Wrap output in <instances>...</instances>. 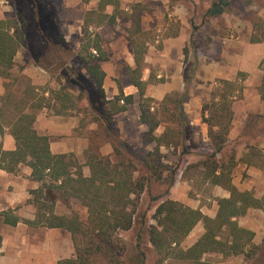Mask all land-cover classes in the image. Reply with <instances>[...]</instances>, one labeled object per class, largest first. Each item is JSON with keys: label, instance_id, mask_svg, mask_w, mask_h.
Returning a JSON list of instances; mask_svg holds the SVG:
<instances>
[{"label": "rangeland", "instance_id": "1", "mask_svg": "<svg viewBox=\"0 0 264 264\" xmlns=\"http://www.w3.org/2000/svg\"><path fill=\"white\" fill-rule=\"evenodd\" d=\"M118 1L120 7L117 12L116 23L111 25L107 19L102 18V15L104 16L106 13L111 15L113 13V7H109L106 12L99 15L100 13L96 11L99 5L96 0H88V2L82 0V4L79 7H84L85 18L82 20L84 22H82L80 28H77L74 24L71 25L70 23H73L71 20L64 19L67 11L62 9L63 0H49L48 4L46 3L45 5L47 6V12L48 7L51 8L50 11L54 12V16L57 19L58 32L74 54L73 56H66H69L68 58L71 62L69 66L73 67V64L76 65V68H74L75 73L89 78L84 69L85 61L83 58L90 53L99 56L100 52L97 49V51L95 50L97 53L94 54L95 47L87 50L84 48V44L88 46L94 43L95 40H99L103 53L105 54V59L101 60L100 63H106L105 68L108 72L115 70L116 75L112 76V80L116 83L118 89L121 87L124 90L123 86L130 81L129 68L131 67H127L122 60H111L112 51L106 46V43L110 44L111 42H115L119 37L120 32H116L114 29L118 24L117 18L121 17L127 21H132L133 25L128 35L126 34L128 40L131 41V38L136 39L141 46H144L143 48L147 49L146 53H148L146 43H154L157 49L162 48L163 40L168 35L180 32L182 26L178 20L176 21L174 16L171 18V21L166 16L168 22H165L158 9H151L145 13V8L133 4L127 7L128 10H126L121 9L122 3L120 0ZM232 1L230 6H226V11L223 14L210 16L208 11L215 0H167L169 6L168 13L173 11V7L178 6L187 14L189 23V27L186 28L188 31L187 35L192 42L190 43L189 41L186 45L189 51L187 64L185 63L186 67L195 60H197L199 66L200 60L203 61L204 59L207 62L218 61L221 65L227 66L228 60H231L233 55L239 52L238 47H236L238 42L248 43L249 41L252 47L255 48L256 55L262 53V59L259 56L257 60L264 59V43H251V37L254 34V24L259 20L261 22L264 21V0ZM15 7L17 10L21 9L20 0L0 2V20L15 18L17 13ZM75 7L77 6L75 5ZM90 12L93 13L89 14ZM145 14H149L153 21L150 22V28L143 31L140 28V17ZM81 16L83 17V15ZM74 17H77V15L75 14ZM168 24L169 31L165 30ZM103 25L108 28H105L103 31V37L105 39L99 37L100 35L98 33V29ZM86 26L88 30H85ZM110 28L116 33L115 38L113 37V33H111L110 37H107L109 36L108 32ZM25 32L26 38L29 40L28 44H32L31 50L27 46H21L17 56L18 67L11 71L9 78H0V115L2 114L0 121L6 124L2 119L9 120L10 115L16 114V107H18L17 109L29 111L32 110L29 107L34 106L37 117L43 112L48 119L52 118L56 121L57 126L60 125V122L75 126L71 129H66L67 134H57L53 137V141L58 146L67 147L65 149L68 150L63 154H74L78 163L82 165V171L85 177L91 176V168L88 165L89 155L91 154L105 157L112 165L117 164L118 159L115 152L112 146L105 142V134L95 123L94 115L91 113L85 97L76 86L66 81L61 70L55 69L56 65L48 72L49 78L43 79L42 83L38 79L36 81L37 83H34L24 73L25 66L30 62H35L32 54L36 50L35 46L39 48L41 44L39 38L33 32V27H30ZM155 41H159V43H155ZM152 52L153 54L155 53V51ZM246 52L252 53V49H248ZM153 54L152 56L155 58ZM23 62H25V65ZM240 73L243 75H240ZM240 73H238L237 79L239 77V84L243 86V95L242 99L237 101L239 102V113L244 114V111L247 110L246 98L244 97L245 89H247V99L251 103L250 107L254 106L255 109L249 116L264 114V105H261L260 102L258 104L257 102L260 86L256 87L253 81L250 82L247 80L248 75L251 73ZM254 73V76H257L261 82L263 73L260 66ZM216 81L213 83H204L199 80L196 82L193 81L190 91L195 96L201 95L202 107L204 103L210 100V94L215 88ZM163 87L164 85L159 82L149 83L146 87L145 95L142 96L140 94L134 101L132 99L131 105L127 106V111L118 113L112 117L120 138L132 148V153L129 155L126 154V159L129 160V157L132 155L144 157L150 152L158 153L161 156L160 162L162 165L163 179L160 182H153L146 189L139 201L135 199L137 207H133L132 204L128 205L129 211L133 212L136 209V213H134L137 222L135 228L129 231L119 230L114 233L111 240L107 242L108 244H105L104 251L102 249L100 253L93 252L91 254L89 264H133L135 257L140 255L138 254L139 251L136 250L139 241L138 231H140V225L138 223L142 221L143 214H146L145 223L147 227L149 225H157L155 218L156 209L163 200H173L194 210H199L202 205L212 208L213 195H210V192L214 184L212 185L207 177L208 169L205 165L209 161L212 162L210 158L214 155L213 146L209 137L205 141L200 131L193 129L194 139L191 141L186 140L184 143L181 142L183 140L181 139L180 142L178 141V144H159V138L166 129L169 130L170 135V132L177 128V125L172 119V115L167 111L168 109L164 107L166 105H163L162 102L167 95H171L173 98V94L179 92L168 93L164 96V93H162ZM62 91L73 95L76 102V106L67 111L68 116L63 115L65 114V109L61 107L62 103L57 99V93H63ZM79 97H83V100L78 101L77 98ZM127 101L128 99L124 95V103L120 102V105H126ZM142 104L143 110L145 109L144 117L150 125L155 126V124L161 122L160 126L155 127L153 133L149 132L150 126L147 123H144L142 119H138L139 115L141 117L143 114L141 109ZM38 105H41L42 108H39ZM167 106H169L170 110L172 109V104H168ZM58 112H61V115H56ZM239 122H241L240 118ZM44 125L45 121L40 120L38 127L42 129ZM262 127V132L257 134V136L254 133L251 136L244 137L242 135L243 130L233 126L232 132L230 131L232 135L229 136V142L225 145L223 151L213 159V162L217 161L219 166H231L233 164L236 166V158L244 154L249 155V148L252 147L253 150H262L264 148V122H262ZM6 132L9 131L6 130ZM168 141H170L169 138H167ZM249 160L255 165H262V161L255 157L249 158ZM28 170V167L21 166L19 172L12 175L18 177L21 181H25L28 177ZM138 174L139 172L135 176H138ZM38 187L39 184L37 183L35 189ZM27 189L30 191L33 188L29 185ZM31 200H33V197L29 195V199L26 202L12 209L14 210V215L22 219H25L22 217L25 213L36 215L38 207L34 203H31ZM10 209L0 211V236L2 239L5 238L7 240L8 262L16 263L19 261L21 264H58L61 261L75 259L76 251L71 234L68 231L29 226L24 223L19 227H12L4 222L5 218L2 216L3 212ZM88 210L89 207L85 201L73 197L67 198V200L60 199L55 207V213L57 215L69 218L78 215L86 223L89 218ZM203 227L201 222L198 223L189 236L183 240L179 249L184 251L189 249L191 243L201 237L204 230ZM91 235L94 237L95 234L90 233L88 236L89 239ZM46 239L48 240V244L46 243ZM141 241L140 250L146 254V259L143 264H188L178 255V248L177 251L175 250L167 257L162 256L155 250L147 235H144ZM16 252L19 255H16ZM1 257L2 254L0 252V259ZM206 260L213 264H264V248L257 255H254L251 261L243 256L225 259L217 255L209 256Z\"/></svg>", "mask_w": 264, "mask_h": 264}, {"label": "trees", "instance_id": "2", "mask_svg": "<svg viewBox=\"0 0 264 264\" xmlns=\"http://www.w3.org/2000/svg\"><path fill=\"white\" fill-rule=\"evenodd\" d=\"M9 1V0H0ZM49 0H20L21 9L16 8V17L8 20H0V78H9L11 70L15 65V58L21 46H27L31 50L26 38V30L33 27V32L39 38V48L35 46L33 57L35 63L46 71H50L56 65V70H61L66 81L76 86L85 97L94 121L103 131L106 143H109L118 159V163H112L105 157L97 154L89 155L88 165L91 168V176L85 177L82 165L78 163L74 154H55L51 149L50 137L41 135L35 128L37 113L35 107L32 110L15 108L9 120L0 121V135L6 130L14 137L15 149L6 151L0 146V170L10 174H17L21 166L31 170L30 179L39 184L37 189H32L29 194L33 197L31 203L38 207L34 221H29L14 215V210L3 212L4 222L12 227L19 223L29 226L46 227L49 229H63L71 234L76 251L75 259L61 261L58 264H89L93 252L100 253L105 249V244L111 240L117 231H129L136 225V209L133 212L128 210V205L137 207L135 199L140 200L146 189L153 182H160L163 179L161 156L158 153L150 152L144 157L132 155L127 160V155L132 153V148L120 138L114 126L112 117L118 113L127 111L131 105L132 97L127 98L126 105H120L124 100V93L120 87V96L108 101L104 91V79L106 72L101 68L100 61L105 59L102 46L99 40L84 48L90 50L95 47L100 52L99 56L87 55L84 69L89 78L76 74L74 68L69 66V56L74 54L62 39L57 28V19L54 12L47 6ZM88 2V0H83ZM232 0H215L208 11L210 16H218L226 11V6L232 4ZM113 7V13L102 15L109 24L116 23L117 12L120 7L118 0H100L97 12H106ZM96 12V13H97ZM93 13V12H92ZM91 12L89 14H92ZM88 14V15H89ZM101 24H103L101 22ZM88 30V27H85ZM139 30V29H138ZM254 34L251 43H264V21H257L253 26ZM131 44L135 54L134 68H129L132 85H134L143 96L147 82L142 80L144 55L147 49L139 42L131 38ZM192 40H190V43ZM144 45V44H143ZM185 63L189 58L188 48H184ZM262 70L259 95L264 101V59L261 61ZM198 70V62L195 60L185 69V89L182 93H174L173 98L167 95L163 100L167 111L172 115L177 128L169 130L161 135L159 144H178L186 140L194 139V132L191 122L184 110V105L189 101L191 85ZM240 75H243L240 73ZM239 77L236 81L220 79L216 81L215 88L210 94V100L203 104L202 121L208 126V137L213 146L212 162L205 165L208 169L207 177L214 185L226 187L230 192V198L217 199L218 213L215 218L204 215L200 210L181 205L173 200H163L156 209L155 218L157 225L147 227L146 214H143L142 221L138 223L139 241L136 250L139 251L133 264H143L146 254L142 253L140 246L142 237L147 235L155 250L162 256H169L177 251L183 240L189 236L198 223H203L205 233L196 243L187 250L179 249L178 255L188 264H213L204 259L209 254H221L224 257L244 255L251 261L264 246L258 247L253 244L255 237L238 225L236 218L244 216L251 207H258L259 201L250 192H240L232 185L231 171L234 164L224 166L213 162L225 145L229 142L230 131L234 120L233 104L242 99L243 86L239 84ZM63 92V91H62ZM57 99L61 101V107L65 114L69 109L76 106L75 98L68 93H57ZM78 101L83 97L77 98ZM168 104H172L169 109ZM42 108L41 105H38ZM168 107V108H167ZM141 119L150 127L149 132L153 133L155 127L161 122L152 126L144 117L145 109L141 106ZM61 115V112L56 113ZM2 117V114L0 115ZM166 122V121H165ZM264 114L249 116L242 135L251 136L261 133ZM167 123V122H166ZM167 138L170 141L167 142ZM178 139V140H177ZM166 140L165 142H163ZM177 140V142H175ZM179 141V142H178ZM249 158H257L264 165V151L249 148ZM127 154V155H126ZM250 162H252L250 160ZM253 163V162H252ZM257 165V164H256ZM261 166V165H257ZM138 176H135L138 173ZM218 172H220L218 174ZM141 174V175H140ZM78 198L87 203L89 218L87 223L82 221L78 215L73 217L59 216L55 213V207L60 199ZM95 234L94 237L89 234ZM92 237V238H91ZM2 237L0 236V247ZM108 244V243H107ZM178 248V249H177Z\"/></svg>", "mask_w": 264, "mask_h": 264}, {"label": "crops", "instance_id": "3", "mask_svg": "<svg viewBox=\"0 0 264 264\" xmlns=\"http://www.w3.org/2000/svg\"><path fill=\"white\" fill-rule=\"evenodd\" d=\"M120 1L122 3L121 9L128 10L127 7L136 4V5H140V7L145 8L146 9L145 13L149 12V10L151 9L152 10L158 9L165 22H168L166 16L169 17L170 21L173 16L176 18V21L177 20L179 21L180 25L182 26L180 32L168 35V37H166V39L163 40L162 42L163 43L162 48L157 49V47L154 46L155 45L154 43L152 44L149 42L146 43V46L148 47V53H146L144 59L142 80L147 82V85L152 82H159L160 84L164 85L162 89V93H164L163 94L164 96L165 94L168 93L171 94L173 92H179V93L184 92L185 89L184 76L186 73L185 72L186 65L184 62L185 57L183 51L186 45L190 41L187 35L188 31L186 29L187 27H189L186 12L183 11L182 8L175 6L173 7V11H170L168 13L169 6L167 4V0H120ZM96 2H98L99 4L100 0H96ZM81 4H82V0H63L62 3V9L67 11L66 13L64 12L65 13L64 19L71 20L73 23L70 24L71 25L74 24V26H76L77 28L81 27L82 22H84L82 20H84L85 18L84 7L82 8L79 7L81 6ZM75 5L77 7H75ZM75 14L77 15V17H74ZM81 15H83V17ZM151 21L153 20L152 18H150L149 14L142 15L140 17V28L143 31H146V29L148 30L150 28L149 26L151 25L150 24ZM117 23L118 24L116 25V27H114V29L116 30V32H120L119 37L116 39L115 42H111L110 44L106 43V46H108L112 51L111 60L113 59L122 60L124 61L127 67L134 68L136 66L134 49L132 48V45L130 44V41L128 40L127 37L128 32L131 29L133 23L132 21H127L125 19H122L121 17L117 18ZM168 27L169 24L167 25L165 30L169 31ZM105 28L107 27L103 25L100 27V29H98V33L100 35L99 37L104 38L103 31ZM159 31H161V29H159ZM108 33L109 36L107 37H110L111 33H113L114 34L113 37L115 38L116 33L113 32L112 28H110ZM155 43H159V41H155ZM236 47H238L239 52L234 54L231 60L230 59L228 60L229 62L227 66L221 65L218 61L207 62L206 59H204L203 61L200 60V64L198 66L199 67L198 73H196L194 82L199 80L204 83H213L219 79L235 81L237 79L238 73L247 72V73H251L248 75L247 80L250 82L253 81L256 87H259L261 82L257 76L256 77L254 76L255 74L254 72L258 70L260 66L262 60L258 61L257 57L260 56L259 58L262 59L261 57L262 53L256 55L255 48L252 47V44H250L249 41L248 43L238 42V45ZM248 49H252V53H247L246 51ZM152 51H155V53L153 54ZM152 54L155 56V58L152 56ZM17 56L18 54L16 55L15 65L11 71H13L18 67ZM23 64L25 65V62H23ZM100 64L102 69L106 72V77L104 79V87H103L105 91V95L108 101H112L120 95V91L116 83L112 80V76L116 75V73L115 70L108 72L105 68L106 63H100ZM24 73L29 78H31L34 83H37L36 81L38 80L41 81L40 83H42L43 79L49 78L48 71L38 66L35 62L28 63L24 68ZM2 79H6V78H2ZM129 80H130L129 83L123 86L124 88L123 93L127 98L132 97L134 101L135 98L140 96V92L134 85H132L131 78H129ZM247 95H248L247 89H245L244 97L246 98L247 110L244 111V114L239 113V108H238L239 102L236 101L233 105V110L235 114H234L232 127L236 126L241 130L244 129L246 120L249 117L250 113L255 111L254 106L250 107L251 103L248 101ZM201 100H202L201 95L195 96L190 91V101L185 105L186 106L185 112L187 113V116L190 119L192 128L196 131L199 130L200 133L203 135L204 140L207 141L208 127L202 121ZM257 102L258 104L260 102L261 105H264V102L261 100L259 94H258ZM239 118L241 122H239ZM138 119L141 120L140 115ZM40 120L45 121V125L42 129L38 127V123ZM72 127L75 126L71 124H65L64 122H60V125L57 126L56 121H54L52 118L48 119L46 117V114H44L43 112H41L40 115L37 117L35 123V128L39 134L47 135L50 137L51 149L55 154H63L68 149H65L67 147L58 146V144L53 141V137H55L59 133L67 134L66 129L69 128L71 129ZM232 127H231V132H232ZM231 132H230V136L232 135ZM0 146L6 151L14 150L16 147L14 137L9 132L0 135ZM261 151H264V148ZM236 160H237V164L231 171L232 185L235 186L240 192L252 193V195L259 201L260 205L258 207L249 208L244 216L236 218L235 220L238 222V225L240 227L248 231H251L254 234L255 237L253 238V244L255 246L261 247L264 246V165L257 166L254 163L250 162L248 154L238 156ZM27 173H28L27 174L28 177L26 178V180L21 181L19 180L18 177L13 176L12 174L7 173L6 171L0 170V211H4L10 208L14 209L17 205H21L29 199L30 194L27 187L30 185L33 189H35L37 183L29 178L31 174L30 169L28 170ZM219 173L220 172H218V174ZM210 195H213L212 208L202 205L199 208V210L204 215L211 218H215L218 213L217 199H228L232 195H230V192L226 189V187L221 185H213V187L211 188ZM22 217L29 221L35 220L34 214L29 215L25 213L22 215ZM22 224L23 223H19L17 226L19 227ZM204 233H205V229L203 230L201 237L203 236ZM199 239H196V241H198ZM196 241L195 242L193 241L190 247H192L196 243ZM46 243L48 244L47 239H46ZM0 252L2 254V257L0 259V264H21L19 261L16 263L8 262L9 253L7 250V240L5 238L2 239ZM16 255H19V253L16 252ZM214 255L220 256L221 258H225V259L231 257L237 258L240 256L245 257L244 255H239V256L231 255L229 257H224L221 254H209L207 256H204V259ZM32 264H36V263H32Z\"/></svg>", "mask_w": 264, "mask_h": 264}, {"label": "built area", "instance_id": "4", "mask_svg": "<svg viewBox=\"0 0 264 264\" xmlns=\"http://www.w3.org/2000/svg\"><path fill=\"white\" fill-rule=\"evenodd\" d=\"M93 53L96 54L97 52L94 50ZM122 103H124V101H122Z\"/></svg>", "mask_w": 264, "mask_h": 264}]
</instances>
